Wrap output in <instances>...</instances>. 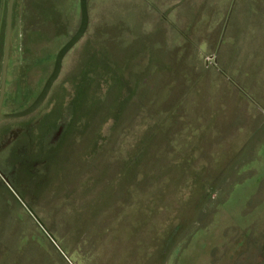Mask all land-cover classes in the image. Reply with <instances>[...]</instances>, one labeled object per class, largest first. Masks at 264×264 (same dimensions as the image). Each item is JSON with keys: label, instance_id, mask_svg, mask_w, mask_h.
<instances>
[{"label": "rangeland", "instance_id": "rangeland-1", "mask_svg": "<svg viewBox=\"0 0 264 264\" xmlns=\"http://www.w3.org/2000/svg\"><path fill=\"white\" fill-rule=\"evenodd\" d=\"M24 3L1 113L79 21L78 0ZM86 6L45 101L0 120V264H264V0Z\"/></svg>", "mask_w": 264, "mask_h": 264}, {"label": "water", "instance_id": "water-1", "mask_svg": "<svg viewBox=\"0 0 264 264\" xmlns=\"http://www.w3.org/2000/svg\"><path fill=\"white\" fill-rule=\"evenodd\" d=\"M12 1L7 0L6 4V13H5V25H4V34L2 41V56H1V65H0V106L3 98V90H4V82H5V68L8 57V47H9V34H10V21H11V8ZM86 0H78V14L79 21L75 31L69 36V38L58 48L54 55V59L52 62V68L45 78L40 90L36 94V96L32 99V101L26 105L24 108L13 112V113H1L0 112V120L9 118V117H18L31 113L34 111L39 104L45 98L49 87L53 80L56 78L59 68L60 61L63 54L82 36L85 31L87 25V12H86ZM4 181L5 178L2 177ZM6 181V180H5Z\"/></svg>", "mask_w": 264, "mask_h": 264}, {"label": "trees", "instance_id": "trees-1", "mask_svg": "<svg viewBox=\"0 0 264 264\" xmlns=\"http://www.w3.org/2000/svg\"><path fill=\"white\" fill-rule=\"evenodd\" d=\"M85 2H87V0L85 1ZM55 3V2H54ZM86 4V3H85ZM76 8H77V6H76ZM55 9V8H54ZM88 9V7L86 6V10ZM13 14H14V7L12 6V13H11V25H12V23H13V19H12V17H13ZM52 18H53V16L51 17V19H50V16L48 17V19L47 18H45L44 19V22H40V24H41V26H44V24L46 23V21H48V20H50V21H52ZM24 21H26V19L25 18H23V17H20V22H19V26H23V25H25V22ZM40 26V25H39ZM91 29V28H90ZM89 29V30H90ZM17 30V28L16 29H14V35L17 37L18 36V31H16ZM87 32H89V31H87ZM90 33H92V32H90ZM24 42H23V45H24V47H25V49H26V51H28L29 53H31V52H34L35 50H36V53H38V55L39 56H36L35 57V59H33L32 60V64H30L29 66H31L32 65V69L35 67L34 66V64L36 63V61L38 60V58H47V56H46V52L44 51V48H46V45L44 44V40H43V38H44V36H42V34L40 33V32H38L37 30H26L25 31V35H24ZM46 38V37H45ZM16 39V38H15ZM43 43V44H42ZM18 44V46L20 47V45H21V43H15V45H17ZM20 44V45H19ZM39 44H41V46H39ZM60 46H61V44H60ZM59 46V47H60ZM19 47H18V49H19ZM39 47V48H38ZM55 51H57V50H55ZM55 51H54V53H55ZM23 53V50H22V52H19V55H21ZM54 55V54H53ZM53 62V57H52V59H51V63ZM43 65V64H42ZM29 69H30V67L28 68V71H29ZM31 69V70H32ZM28 73V72H27ZM22 88L23 87H21V90H22ZM30 90V89H29ZM14 92V94H13V98L14 97H16L17 95H18V93H17V91H18V89H16V86H15V88H14V90H13ZM31 91V90H30ZM30 91H28L27 93L25 92H20V93H22L23 94V96H25V95H27V94H29V92ZM7 93V92H6ZM6 93L5 94H3V98L5 97V99H6Z\"/></svg>", "mask_w": 264, "mask_h": 264}, {"label": "crops", "instance_id": "crops-1", "mask_svg": "<svg viewBox=\"0 0 264 264\" xmlns=\"http://www.w3.org/2000/svg\"><path fill=\"white\" fill-rule=\"evenodd\" d=\"M24 1L25 0H13L12 1V6H16L15 8H14V14H13V17H12V19H13V23H12V25H11V33L13 34V32H14V29H16V28H18V26H19V22H20V17H21V15L19 16V9H18V7L17 6H24ZM52 1V0H51ZM55 3H57V4H59L60 5V3H62L63 1H66V0H53ZM38 2V1H37ZM6 4H7V0H6ZM6 4H5V6H6ZM4 5V0H0V10H1V8H2V6ZM11 33H10V36H9V42H10V44H9V47H11V46H13L14 44H13V42H14V39H12L11 38ZM15 42H16V39H15ZM2 54V53H1ZM2 56V55H1Z\"/></svg>", "mask_w": 264, "mask_h": 264}, {"label": "flooded vegetation", "instance_id": "flooded-vegetation-1", "mask_svg": "<svg viewBox=\"0 0 264 264\" xmlns=\"http://www.w3.org/2000/svg\"><path fill=\"white\" fill-rule=\"evenodd\" d=\"M11 13H12V8H11ZM10 29H11V21H10ZM10 33H11V30H10ZM13 35L14 34H12L11 33V38L13 39ZM9 36H10V34H9ZM3 41V40H2ZM9 51V50H8ZM54 81V80H53ZM16 84H18V83H16ZM23 87V86H22ZM32 88V87H31ZM28 89H30V88H28ZM28 89H26V93L29 91ZM50 89H51V87H49V90H48V92H47V94H46V96H45V98L43 99V101L42 102H44L45 101V99L47 98V96L49 95V92H50ZM31 90V89H30ZM2 100H3V98H2ZM42 102L39 104V106L42 104ZM38 106V107H39ZM37 107V108H38ZM36 110V109H35ZM33 112V111H32Z\"/></svg>", "mask_w": 264, "mask_h": 264}]
</instances>
